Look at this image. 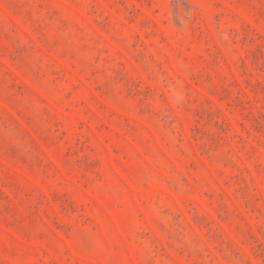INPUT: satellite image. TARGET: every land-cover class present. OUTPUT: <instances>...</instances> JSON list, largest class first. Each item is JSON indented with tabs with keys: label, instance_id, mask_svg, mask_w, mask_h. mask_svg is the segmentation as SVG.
<instances>
[{
	"label": "rangeland",
	"instance_id": "374dc122",
	"mask_svg": "<svg viewBox=\"0 0 264 264\" xmlns=\"http://www.w3.org/2000/svg\"><path fill=\"white\" fill-rule=\"evenodd\" d=\"M0 264H264V0H0Z\"/></svg>",
	"mask_w": 264,
	"mask_h": 264
}]
</instances>
